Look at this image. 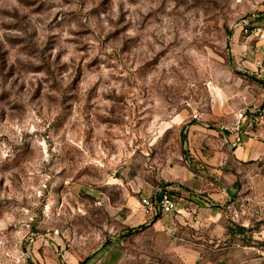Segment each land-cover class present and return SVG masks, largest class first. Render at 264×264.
Returning a JSON list of instances; mask_svg holds the SVG:
<instances>
[{
	"label": "rangeland",
	"instance_id": "rangeland-1",
	"mask_svg": "<svg viewBox=\"0 0 264 264\" xmlns=\"http://www.w3.org/2000/svg\"><path fill=\"white\" fill-rule=\"evenodd\" d=\"M247 22L264 0H0V264H264V158L190 148L264 109Z\"/></svg>",
	"mask_w": 264,
	"mask_h": 264
},
{
	"label": "crops",
	"instance_id": "crops-1",
	"mask_svg": "<svg viewBox=\"0 0 264 264\" xmlns=\"http://www.w3.org/2000/svg\"><path fill=\"white\" fill-rule=\"evenodd\" d=\"M262 76H264V73H262ZM261 111L262 110L260 108H245V113L242 119L239 118V113L235 112V115L231 116L232 118L229 120V123L227 126H225V128L220 127L216 129L208 128L207 125L204 124H192L190 127L192 133L190 137V148L192 149L194 156L202 161H205L208 166H213L216 159H221V161H223L227 155V152H229L239 163L263 159L264 124L258 122V115ZM196 131L199 133H204L206 136L211 135L209 143L213 147L212 151H208L205 154L200 151L198 141L199 136H194ZM197 135L199 134L197 133ZM183 168L184 171H187L183 182L178 184L177 182H173L171 180L169 182L170 185H177L180 187H182L181 185H187L188 188L184 189L183 193H186L187 191L191 192V189H194L196 192H198V188L202 186L200 182L202 179L201 171L196 168H192L191 164H186L183 166ZM184 195L185 194L182 196ZM177 200L178 209L172 213H164L166 216L169 217V214L180 215L186 210L184 204L182 203L184 197H177Z\"/></svg>",
	"mask_w": 264,
	"mask_h": 264
},
{
	"label": "built area",
	"instance_id": "built-area-1",
	"mask_svg": "<svg viewBox=\"0 0 264 264\" xmlns=\"http://www.w3.org/2000/svg\"><path fill=\"white\" fill-rule=\"evenodd\" d=\"M243 0H237V2H242ZM245 32L247 34L262 35L264 36V29L261 26L251 27L247 22L245 24ZM261 72L264 73V62H258ZM244 110L239 112V118L242 119L244 116ZM258 122L264 124V110H262L258 115ZM240 125V124H238ZM142 206L145 213L148 216H157L164 213H172L178 209L177 197L167 190H158L153 195L148 197H143L141 200Z\"/></svg>",
	"mask_w": 264,
	"mask_h": 264
}]
</instances>
